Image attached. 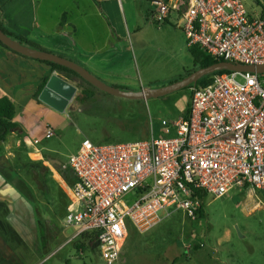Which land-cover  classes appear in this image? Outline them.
<instances>
[{
	"label": "built area",
	"instance_id": "built-area-1",
	"mask_svg": "<svg viewBox=\"0 0 264 264\" xmlns=\"http://www.w3.org/2000/svg\"><path fill=\"white\" fill-rule=\"evenodd\" d=\"M249 1L156 2L151 19L161 23L175 13L187 46L217 60L264 64V0ZM189 90V109L172 135L85 138L68 157L74 182L65 186V222L76 228L69 241L93 239L104 264L117 261L129 225L145 232L175 210L196 219L208 195L220 198L235 187L264 196V72L217 73ZM46 135H53L49 126Z\"/></svg>",
	"mask_w": 264,
	"mask_h": 264
},
{
	"label": "rangeland",
	"instance_id": "rangeland-1",
	"mask_svg": "<svg viewBox=\"0 0 264 264\" xmlns=\"http://www.w3.org/2000/svg\"><path fill=\"white\" fill-rule=\"evenodd\" d=\"M249 2L245 0L247 6ZM71 4L72 0L20 3L12 0L8 17L19 14L22 18H59L61 8ZM259 4L263 6L261 0ZM147 8L141 1L131 5L125 2L124 8L119 5L109 14V18H126L129 25L135 24L136 30L109 40L116 51L112 56L126 68V79L120 84L105 82L108 85L131 91L158 88L179 80L193 69L185 36L174 25V15L167 22L156 23ZM74 85L78 88L76 95H80L81 84L74 80ZM93 89L97 97L84 104L75 98L70 101V119L53 128V135L46 139L44 152L50 158L48 164L43 163L46 171L36 166L40 178L33 180L22 168L14 179L31 198L35 210L40 209L38 202L45 196L44 190L39 189L41 181L47 183L54 233L50 240L44 229L47 249L38 264H104L98 251L90 250L83 240L69 241L76 228L65 222L66 203L59 194V190L66 194L65 187L57 175L49 180L54 174L52 169L65 170L69 155L76 152L85 138L94 143H117L147 139L151 135L170 136L174 123L187 113L191 101V92L186 87L146 100ZM247 191L246 187H235L220 198L208 195L204 216L196 219L175 210L145 232L129 225L128 236L113 264H264V196L256 192L259 199L250 197Z\"/></svg>",
	"mask_w": 264,
	"mask_h": 264
},
{
	"label": "crops",
	"instance_id": "crops-1",
	"mask_svg": "<svg viewBox=\"0 0 264 264\" xmlns=\"http://www.w3.org/2000/svg\"><path fill=\"white\" fill-rule=\"evenodd\" d=\"M11 1L0 0V22L4 28L24 36L43 50L81 64L104 82L120 84L126 79V68L121 67L119 60L112 56L116 51L112 50L109 40L113 36L135 31L136 28L135 24L129 25L126 18H109V14L119 5L124 8L125 2L131 5L141 1L151 14L156 9V2L175 4L178 0H72L71 7L65 5L61 8L59 18H22L19 14L8 17ZM171 15L175 17V25V13H170L164 22L170 20ZM53 72L58 74L51 71L49 65L16 54L0 45V96L8 97L14 104L16 122L14 129L0 141V147L3 158L14 166L28 162L34 165L48 164L50 157L44 150L46 139L50 136L46 135V128H57L65 119H70L68 108L71 102L59 112L33 99L37 82ZM60 76L74 85V80ZM91 89L88 99L97 97L95 90ZM52 171L54 174L49 180L57 175L65 187L68 183L58 171ZM17 177L18 174H7L6 177L0 173V264H38L47 249L44 229L50 240L54 233L53 210L45 190L47 183L41 181L39 189L44 190L45 196L38 202L40 209L35 210L31 198L16 184L14 179ZM247 192L250 197H257L255 191ZM65 193L59 190L66 203L64 214L70 204V193L66 187ZM262 203L264 205V201Z\"/></svg>",
	"mask_w": 264,
	"mask_h": 264
},
{
	"label": "water",
	"instance_id": "water-1",
	"mask_svg": "<svg viewBox=\"0 0 264 264\" xmlns=\"http://www.w3.org/2000/svg\"><path fill=\"white\" fill-rule=\"evenodd\" d=\"M0 41L8 48L16 51L24 56L35 58L38 60L50 61L55 64H59L68 67L75 72H77L84 80L89 82L94 87L102 90L110 95L125 97L129 99H140L146 100L149 98L158 97L165 95L167 93L179 90L181 88L187 87L193 83H196L202 77L216 72L218 70L227 71H251L257 73L264 72V64L258 65H247L240 63H233L230 61H217L208 66L197 68L187 74L186 76L176 80L166 86L158 88H143L138 91L126 90L124 88L108 85L107 83L101 81L95 75H93L88 69H86L81 64L67 59L63 56L57 55L55 53L30 47L22 42H19L9 35H7L0 26ZM76 86L68 82L66 79L60 75L53 72L47 79L43 89L38 95V99L52 107L53 109L61 112L65 109L67 104L72 100L75 92Z\"/></svg>",
	"mask_w": 264,
	"mask_h": 264
},
{
	"label": "trees",
	"instance_id": "trees-1",
	"mask_svg": "<svg viewBox=\"0 0 264 264\" xmlns=\"http://www.w3.org/2000/svg\"><path fill=\"white\" fill-rule=\"evenodd\" d=\"M0 26L3 29V31L7 35L12 37L13 39H15L19 42H22V43H24L30 47L41 49L37 44L29 41L24 36L19 35V34H14V33L10 32L9 30H7L6 28H4L3 25L1 24V22H0ZM0 45L4 48L16 53V54L24 56V55H22L16 51H13L12 49L8 48L1 41H0ZM187 48H188V52L190 53V55L192 57L193 69H191L188 73H186V75L189 74L190 72H192L193 70L197 69V68L205 67V66H208L214 62L222 60V59L217 60V59L210 57L204 51H202L201 49H199L197 47L187 46ZM24 57L34 59V60H38V59L31 58L28 56H24ZM38 61L49 65L51 68V71H56L59 75H62V76L66 77L70 80H78L79 83L81 84L82 89L80 92L81 94L76 95L75 99L80 103H84L90 97L89 88H96L93 85H91L89 82L84 80L77 72H75L74 70H72L68 67H65V66H62L59 64H55V63L50 62V61H45V60H38ZM223 72H227V70H218L216 72L208 74V75L202 77L201 79H199L196 83L197 84H207L208 82L211 81V78L213 75H215L217 73H223ZM48 77H49V74H46L43 78H41V80L39 82H37V88L33 94L34 100L39 101L38 95L41 92V90L43 89ZM190 86H192V84L187 86L186 88H189ZM14 112H15L14 111V104L12 103V101L6 96H0V141L4 140L6 135L12 129H14V127L16 126V122L14 120ZM36 166L39 167L40 170H43V171L47 170V168L45 166H43L42 164L34 165L31 162H28V164L18 163L16 166H14L8 160L3 158L2 153H1V147H0V173L3 174L4 176L6 175V177H7L6 172H8V171L13 172L14 174L17 175V174H19L21 169L24 168L27 170V173L30 174V176L33 180H38L40 173H39V170L36 168ZM58 172L68 184H72L74 182L73 173L71 172V170L69 168H66L65 170H58ZM202 216H204L203 206L200 209L199 215L197 218L202 217ZM82 237H85V236H82ZM77 240H83L88 245L90 250L91 249L97 250V245L93 239L86 241V238H83V239L81 238V239H77Z\"/></svg>",
	"mask_w": 264,
	"mask_h": 264
}]
</instances>
